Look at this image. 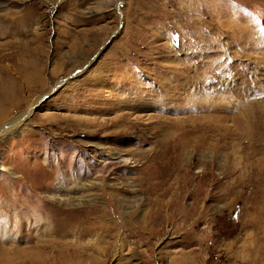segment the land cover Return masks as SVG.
<instances>
[{
  "label": "rangeland",
  "instance_id": "1",
  "mask_svg": "<svg viewBox=\"0 0 264 264\" xmlns=\"http://www.w3.org/2000/svg\"><path fill=\"white\" fill-rule=\"evenodd\" d=\"M2 1L1 52L41 61L5 81L0 257L264 264V0Z\"/></svg>",
  "mask_w": 264,
  "mask_h": 264
},
{
  "label": "bare ground",
  "instance_id": "2",
  "mask_svg": "<svg viewBox=\"0 0 264 264\" xmlns=\"http://www.w3.org/2000/svg\"><path fill=\"white\" fill-rule=\"evenodd\" d=\"M114 2H116V0H114ZM2 3L3 1L0 0V4ZM1 24L2 25H0V29L1 28L5 30H10V28L11 29L14 28L15 30L18 29V27L14 24L13 19L9 17L3 16ZM77 47L75 48L77 49ZM19 49L21 48L19 47ZM1 51L2 49L0 48V62H2L5 59H9V60L16 62L19 68L12 69L11 67L9 68L6 65L0 64V121L6 118L9 111L11 110V109H8L7 107V104L9 102L7 103L5 96H9L10 92L12 93L13 90L10 88L8 83L6 84V82L16 81L15 79H20L26 76L31 77L32 74L34 73L33 70L40 71L39 64L41 61V55H38L39 52L37 51L36 48H30L29 50L25 49L24 52L20 51V53H18L16 56L14 54L15 51L12 54L2 53ZM12 71H14L13 74H12ZM3 82H5V84H3ZM19 118L20 119H14L13 121L10 120L9 123L6 122L3 125L0 131V134L10 129L14 130V129L21 128L20 122L23 119V115L20 116ZM66 128L67 127H60L59 130L62 131V130H65ZM76 129H78V127L74 126L72 130H76ZM76 155H77L76 151H73V158ZM109 158L110 160H112L111 162H113V164L123 161L120 158L119 154H112ZM125 161H128V160H125ZM78 185L79 183L76 184L75 187H77ZM92 186L93 185H86L84 189H92L91 188ZM88 224H89L88 226H85V227L81 226L80 228H77L79 236L86 237L91 234H96L100 236L101 232L104 229L103 226L95 225L94 223L89 222V221H88ZM60 225L65 228L67 223H62ZM89 250H91V253H89ZM108 252H109V243H106L105 246H99V244H96V243L89 244L88 246L87 245L85 246L74 245L73 249H68L66 251H57L56 253H53V254L49 253V255L47 256H44L43 252L41 251H31L27 253H20L17 251V252H11V254L9 253L5 257L3 256V258L0 257V264H105V261L97 259L96 255H100V254L106 255ZM87 258H89L88 261H87ZM108 259L109 257L106 258V260Z\"/></svg>",
  "mask_w": 264,
  "mask_h": 264
}]
</instances>
